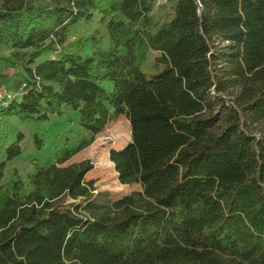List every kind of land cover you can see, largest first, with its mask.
<instances>
[{"label":"trees","instance_id":"trees-1","mask_svg":"<svg viewBox=\"0 0 264 264\" xmlns=\"http://www.w3.org/2000/svg\"><path fill=\"white\" fill-rule=\"evenodd\" d=\"M156 4L0 0L1 61L28 84L0 109V264H264V0H170L162 22ZM95 14L107 45L62 51ZM67 112L76 148L4 185L24 141L5 122ZM121 116L131 139L109 160L140 191L100 199L89 161L64 164Z\"/></svg>","mask_w":264,"mask_h":264},{"label":"rangeland","instance_id":"rangeland-1","mask_svg":"<svg viewBox=\"0 0 264 264\" xmlns=\"http://www.w3.org/2000/svg\"><path fill=\"white\" fill-rule=\"evenodd\" d=\"M170 0H157L153 11V18L162 22L168 15V5ZM94 39L103 40L107 45L105 26L100 22V16L95 14L89 24H76L72 26L67 34V41L61 47L64 52H76L78 45H81V56L91 55V43ZM16 50L10 45L4 46L0 50V87L5 86L14 90L24 81L21 68L11 67L2 63V58H14ZM49 56V55H48ZM158 53H149L146 69L149 71ZM51 57L57 58L58 55ZM143 71L146 72L145 68ZM70 113L63 117L53 118L47 124L40 123H20L16 118L5 122L4 131L9 140H14L15 135L21 132L24 135L22 144V154L11 161L4 172L2 183L8 184L14 176V172L25 180L26 176L33 172L35 165H48L54 162V155L63 148L75 149L79 138L85 137V133L80 131L76 122H69ZM34 134L44 136V145L40 151H35L32 143ZM130 127L125 117L121 116L110 122L98 133L94 141L78 153L74 154L64 165L76 164L89 161L93 169L85 176V181L94 182L95 194H99L100 199L116 200L122 196L140 191L137 184L121 185L113 165L109 160L111 149H121L130 141ZM5 139H1L0 144H5ZM0 153V160L2 159Z\"/></svg>","mask_w":264,"mask_h":264},{"label":"built area","instance_id":"built-area-1","mask_svg":"<svg viewBox=\"0 0 264 264\" xmlns=\"http://www.w3.org/2000/svg\"><path fill=\"white\" fill-rule=\"evenodd\" d=\"M28 84L21 82L18 87L11 90L5 86L0 87V109L6 107L9 103L17 100L26 91Z\"/></svg>","mask_w":264,"mask_h":264}]
</instances>
